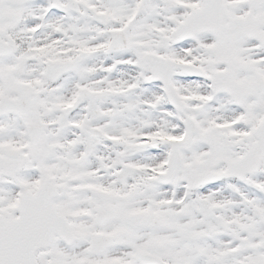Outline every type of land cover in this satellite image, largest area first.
<instances>
[{
  "label": "snow or ice",
  "instance_id": "snow-or-ice-1",
  "mask_svg": "<svg viewBox=\"0 0 264 264\" xmlns=\"http://www.w3.org/2000/svg\"><path fill=\"white\" fill-rule=\"evenodd\" d=\"M0 264H264V0H0Z\"/></svg>",
  "mask_w": 264,
  "mask_h": 264
}]
</instances>
